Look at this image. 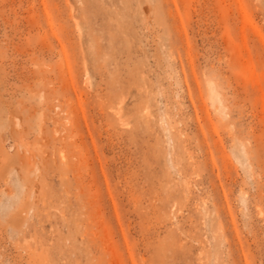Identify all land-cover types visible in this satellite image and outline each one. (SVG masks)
I'll use <instances>...</instances> for the list:
<instances>
[{"label": "rangeland", "instance_id": "obj_1", "mask_svg": "<svg viewBox=\"0 0 264 264\" xmlns=\"http://www.w3.org/2000/svg\"><path fill=\"white\" fill-rule=\"evenodd\" d=\"M0 264H264V0H0Z\"/></svg>", "mask_w": 264, "mask_h": 264}]
</instances>
